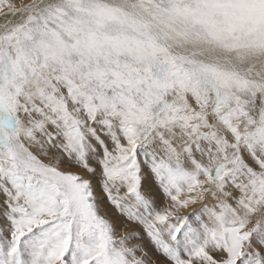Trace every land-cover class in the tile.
<instances>
[{
	"label": "snow or ice",
	"instance_id": "6c2138e0",
	"mask_svg": "<svg viewBox=\"0 0 264 264\" xmlns=\"http://www.w3.org/2000/svg\"><path fill=\"white\" fill-rule=\"evenodd\" d=\"M0 264H264V0H0Z\"/></svg>",
	"mask_w": 264,
	"mask_h": 264
},
{
	"label": "rangeland",
	"instance_id": "374dc122",
	"mask_svg": "<svg viewBox=\"0 0 264 264\" xmlns=\"http://www.w3.org/2000/svg\"><path fill=\"white\" fill-rule=\"evenodd\" d=\"M161 203L160 204H162L163 203V198L161 197L160 198V200H159ZM158 201V202H159ZM103 203H105V204H102V209L104 210V205L106 206V207H110L108 204H107V202L106 201H104ZM114 210V209H113ZM109 211H111V210H109ZM109 211L107 212V213H109ZM113 219H115V217H112ZM120 218H122L123 219V223L124 224H118V233H122L123 232V230H124V232H141V229L137 226V225H135V224H130V223H128L127 221H125L124 220V218L123 217H120ZM123 225V226H122ZM133 225V226H132ZM123 227V228H122ZM137 227V228H136ZM129 228V229H128ZM139 228V229H138ZM123 229V230H122ZM139 241H133V243H138Z\"/></svg>",
	"mask_w": 264,
	"mask_h": 264
},
{
	"label": "bare ground",
	"instance_id": "6f19581e",
	"mask_svg": "<svg viewBox=\"0 0 264 264\" xmlns=\"http://www.w3.org/2000/svg\"><path fill=\"white\" fill-rule=\"evenodd\" d=\"M159 203H161V202L159 201ZM102 204H105V203H102ZM105 205H106V204H105ZM105 205H104V207H105V208H104V212L107 213L109 210H111V211H109V213H111V212L114 211L113 209H111L110 207H106ZM161 205H162V204H161ZM119 219H120V221L123 222V219H122V218H119ZM119 224H124V223H119ZM122 226H123V225H122ZM132 226H133V225H132ZM122 228H123V227H122ZM136 228H137V227H136ZM128 229H129V228H128ZM138 229H139V228H138ZM122 230H123V229H122ZM123 232H124V230H123ZM128 232H129V231H128Z\"/></svg>",
	"mask_w": 264,
	"mask_h": 264
}]
</instances>
